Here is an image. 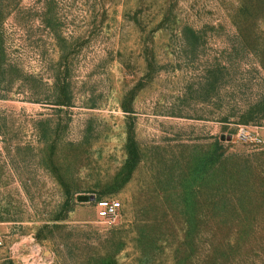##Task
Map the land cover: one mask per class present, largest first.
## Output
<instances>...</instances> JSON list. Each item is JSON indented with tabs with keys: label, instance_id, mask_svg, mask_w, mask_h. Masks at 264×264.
Here are the masks:
<instances>
[{
	"label": "rangeland",
	"instance_id": "rangeland-1",
	"mask_svg": "<svg viewBox=\"0 0 264 264\" xmlns=\"http://www.w3.org/2000/svg\"><path fill=\"white\" fill-rule=\"evenodd\" d=\"M0 235V264H264V0H0Z\"/></svg>",
	"mask_w": 264,
	"mask_h": 264
},
{
	"label": "built area",
	"instance_id": "built-area-1",
	"mask_svg": "<svg viewBox=\"0 0 264 264\" xmlns=\"http://www.w3.org/2000/svg\"><path fill=\"white\" fill-rule=\"evenodd\" d=\"M98 216L105 221L115 220L119 216L121 203L114 199H102L97 204ZM4 238L0 235V248L4 247Z\"/></svg>",
	"mask_w": 264,
	"mask_h": 264
}]
</instances>
